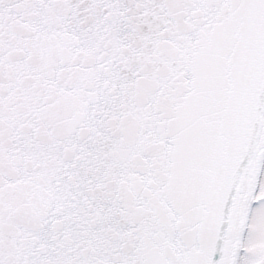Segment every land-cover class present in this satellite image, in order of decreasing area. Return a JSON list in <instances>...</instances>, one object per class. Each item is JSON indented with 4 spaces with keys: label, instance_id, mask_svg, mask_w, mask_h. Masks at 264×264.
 <instances>
[{
    "label": "snow or ice",
    "instance_id": "1",
    "mask_svg": "<svg viewBox=\"0 0 264 264\" xmlns=\"http://www.w3.org/2000/svg\"><path fill=\"white\" fill-rule=\"evenodd\" d=\"M0 264H264V0H0Z\"/></svg>",
    "mask_w": 264,
    "mask_h": 264
}]
</instances>
